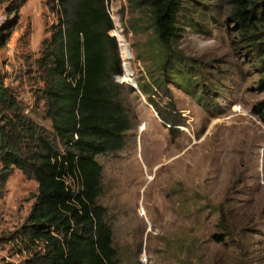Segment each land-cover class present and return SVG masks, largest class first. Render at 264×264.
<instances>
[{
	"label": "rangeland",
	"instance_id": "1",
	"mask_svg": "<svg viewBox=\"0 0 264 264\" xmlns=\"http://www.w3.org/2000/svg\"><path fill=\"white\" fill-rule=\"evenodd\" d=\"M57 4L0 0L1 78L51 133L46 95L60 45ZM106 4L132 52L133 83L114 75L129 129L120 149L97 156L98 203L119 264H144L143 253L151 264H264V118L255 111L264 102V63L230 18L233 6L183 0L168 56L145 12L128 0ZM38 194V182L15 168L0 197V264L35 258L15 233Z\"/></svg>",
	"mask_w": 264,
	"mask_h": 264
},
{
	"label": "trees",
	"instance_id": "2",
	"mask_svg": "<svg viewBox=\"0 0 264 264\" xmlns=\"http://www.w3.org/2000/svg\"><path fill=\"white\" fill-rule=\"evenodd\" d=\"M53 1L62 7L59 51L49 69L54 82L46 95L54 131L26 115L0 75V197L15 168L38 182L37 200L15 233L34 252L31 264H119L106 207L98 203L103 167L97 156L120 149L130 124L114 81L122 67L109 35L113 23L106 0ZM128 1L146 13L169 56L183 0ZM228 1L230 18L264 63V0ZM260 84L264 88V78ZM255 111L264 118V102ZM59 143L65 150H58Z\"/></svg>",
	"mask_w": 264,
	"mask_h": 264
},
{
	"label": "built area",
	"instance_id": "3",
	"mask_svg": "<svg viewBox=\"0 0 264 264\" xmlns=\"http://www.w3.org/2000/svg\"><path fill=\"white\" fill-rule=\"evenodd\" d=\"M106 3H108V0H106ZM107 12L110 15V18L112 20V23L114 24V26L109 30V35L112 37H115L120 45V54L122 57V60L124 61V65L125 63L129 62L132 59V52L129 48V46L126 44V39L124 37V35L122 34L123 32V24H122V20L120 18V16L115 12L114 9H112L111 11L108 10V6H107ZM128 63V64H129ZM125 68V67H124ZM117 80H121L122 76L121 75H116L115 76ZM78 138V136H76ZM141 262L144 264H151L148 256L146 255V253H143L141 255Z\"/></svg>",
	"mask_w": 264,
	"mask_h": 264
},
{
	"label": "bare ground",
	"instance_id": "4",
	"mask_svg": "<svg viewBox=\"0 0 264 264\" xmlns=\"http://www.w3.org/2000/svg\"><path fill=\"white\" fill-rule=\"evenodd\" d=\"M124 67H125V68H124V70H125V74L122 76L121 80L124 81V82H132V73H131V71H130L129 68H128V62L125 63ZM126 76L129 77V80H128V81H125ZM132 83H133V82H132Z\"/></svg>",
	"mask_w": 264,
	"mask_h": 264
}]
</instances>
